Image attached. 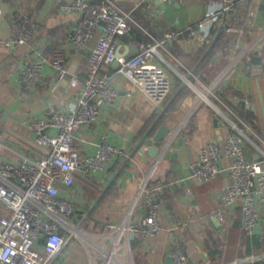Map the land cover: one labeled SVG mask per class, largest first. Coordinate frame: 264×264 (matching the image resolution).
I'll list each match as a JSON object with an SVG mask.
<instances>
[{"label": "crops", "instance_id": "1", "mask_svg": "<svg viewBox=\"0 0 264 264\" xmlns=\"http://www.w3.org/2000/svg\"><path fill=\"white\" fill-rule=\"evenodd\" d=\"M71 1L0 0L3 162L38 158L41 152L34 144L30 122L52 110L66 111L77 105L81 87H72L70 76L79 80L85 76L88 50L76 51L68 43L76 14L57 10L58 4ZM120 7L129 14L131 28L127 35L115 39L117 57L134 56L138 45L151 36L162 40L169 32L177 33L167 42L166 50L159 48L160 56L152 57L170 76L171 91L155 107L130 82L119 77L114 84L118 99L112 105H102L96 121L76 132L75 143L81 155L95 154L104 137L108 143L125 149L128 157L87 177H77L71 186L58 184L59 195L75 206L72 221L91 243L68 235L71 241L62 247L53 264H104L102 252L111 249L108 264H164L175 249L187 264H262L246 259L264 256V220L249 236L241 229L238 206L230 207L224 219L216 218L227 174L207 183L188 181L186 177L189 163L216 137L215 118L221 122L223 134H242L249 159L264 156V1L238 0L236 11L226 17L230 30L212 26L209 42L202 32L192 36L185 32L201 20L204 0H123ZM16 13L29 17L34 33L24 45L7 48L3 42L10 36V22ZM223 32L227 38L219 41ZM94 42L95 38L90 44ZM57 54L63 58L66 76L51 64ZM39 58L44 59L40 80L26 90L20 81L21 70L24 64ZM254 58H260L261 72L257 75L253 74L259 66L252 64ZM116 67L114 62L102 70L110 72ZM226 67L231 69L216 89L217 99L212 98L211 104L198 102L195 88L211 82ZM187 96L192 97L189 110L175 123L169 141L152 151V135L144 139L150 125L160 114L161 122L168 120ZM3 112L7 113L1 120ZM248 116H252L251 120ZM177 137L183 138L180 146ZM174 148L177 153L172 156ZM147 177L148 187L159 188L155 201L159 230L150 237L144 235L140 224L149 211L146 191H140ZM186 189H190L189 195ZM215 219L219 227L213 223ZM131 223L135 225L132 234L124 228Z\"/></svg>", "mask_w": 264, "mask_h": 264}, {"label": "built area", "instance_id": "2", "mask_svg": "<svg viewBox=\"0 0 264 264\" xmlns=\"http://www.w3.org/2000/svg\"><path fill=\"white\" fill-rule=\"evenodd\" d=\"M122 1L72 0L57 5L59 12L77 16L67 40L76 51L88 50L87 71L81 80L70 76V85L81 87L75 108L52 110L30 122L40 156L36 159L21 157L16 162L0 160V264H53L68 235L91 243L87 234L72 221L75 206L59 195L58 184L71 186L77 177H87L112 162L126 159L128 154L101 137L95 154L81 155L75 143L76 132L96 121L102 105H112L118 99L119 91L114 84L119 77L130 82L155 107H159L171 91L170 76L152 61V57L160 56L159 48L166 50L167 42L177 33L169 32L162 40L151 36L138 45V53L134 56L117 57L115 39L127 35L131 28L129 14L120 7ZM236 9V0H204L201 20L185 32L191 36L202 32L206 39L214 25L229 31L230 28L223 24L224 18ZM33 33L34 26L29 17L16 13L10 22V36L3 44L7 48L24 45ZM93 38L95 42L91 45ZM43 61L39 58L24 64L20 81L26 90L39 82ZM114 62L117 63L114 71L102 70ZM51 64L61 76L68 74L60 54ZM261 65L264 73V50ZM230 69L226 67L218 72L209 85L201 84L195 88L196 100L211 104L212 98L217 99L216 89L227 78ZM231 125L236 128L234 123ZM3 149L0 142V153ZM222 173L227 174V178L219 193L216 218L224 219L230 207L238 206L241 229L250 236L264 220V156L249 159L242 134H224L221 140L214 137L200 149L198 158L189 163L186 180L207 183ZM147 181L148 177L141 182L140 191H146L149 211L140 224L144 235L150 237L159 230L155 202L159 188L148 187ZM185 193L189 195L190 189ZM124 228L132 234L135 225L131 223ZM112 250L102 252L104 264L109 263ZM172 257L175 264H187L176 249ZM246 261L264 264V256Z\"/></svg>", "mask_w": 264, "mask_h": 264}, {"label": "water", "instance_id": "3", "mask_svg": "<svg viewBox=\"0 0 264 264\" xmlns=\"http://www.w3.org/2000/svg\"><path fill=\"white\" fill-rule=\"evenodd\" d=\"M264 1V0H263ZM156 4H158L159 6H161L162 8H165V4L160 3L159 1L156 2ZM260 58H254L253 59V63L252 64H257L259 65ZM249 65V64H246ZM259 67V68H258ZM257 68L253 69V74L257 75L261 72V66L259 65ZM192 103V97L191 96H187L178 106V108L172 113L171 117L164 121L161 122L162 119V114H160L156 119H154V121L152 122V124L150 125L147 134H145L146 136L145 138H148L151 136V140L153 141L154 145L152 146V151H158L159 146H161L163 143H167V141H169V135L170 132L172 130V128L176 125L175 123L181 119L185 113L189 110V107ZM7 112H3L2 116L3 118L1 120L4 119V117L6 116ZM214 128H215V136L217 138V140H221L223 139V133L224 130L222 128V124L221 122H219V120L217 118L214 119V124H213ZM177 146H180V144L183 141V138L181 137H177ZM177 153V148H174L172 156L176 155ZM213 223L219 227V222L218 220H214ZM221 228V226H220ZM164 264H174V260L173 257L171 255H167L166 259H165V263Z\"/></svg>", "mask_w": 264, "mask_h": 264}, {"label": "trees", "instance_id": "4", "mask_svg": "<svg viewBox=\"0 0 264 264\" xmlns=\"http://www.w3.org/2000/svg\"><path fill=\"white\" fill-rule=\"evenodd\" d=\"M236 1H238V0H236ZM227 15H228V14H227ZM227 15H226L225 18H224V25H225L227 28H230V25H229V23L227 22V18H226ZM226 35H227V34H225L224 32L221 33L220 36H219V38H218V40L220 41L221 39L227 38ZM206 39H207V38H206ZM207 40H208V42H209L210 40H212V39H211V36H208V39H207ZM207 40H206V41H207ZM208 42H207V43H208ZM207 43H206V44H207ZM248 118H249L248 120H251L252 116H248ZM70 241H71L70 238H69V237H66L65 240H64L63 247H64V245H66V244L69 243Z\"/></svg>", "mask_w": 264, "mask_h": 264}, {"label": "rangeland", "instance_id": "5", "mask_svg": "<svg viewBox=\"0 0 264 264\" xmlns=\"http://www.w3.org/2000/svg\"><path fill=\"white\" fill-rule=\"evenodd\" d=\"M209 84H210V82L208 84H205V85H209Z\"/></svg>", "mask_w": 264, "mask_h": 264}]
</instances>
